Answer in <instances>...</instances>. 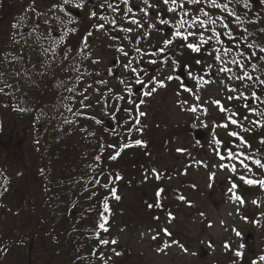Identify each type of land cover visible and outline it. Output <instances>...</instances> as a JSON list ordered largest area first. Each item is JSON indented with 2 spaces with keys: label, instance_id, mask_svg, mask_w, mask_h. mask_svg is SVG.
<instances>
[{
  "label": "rangeland",
  "instance_id": "1",
  "mask_svg": "<svg viewBox=\"0 0 264 264\" xmlns=\"http://www.w3.org/2000/svg\"><path fill=\"white\" fill-rule=\"evenodd\" d=\"M21 3H23V0H0V6H5L4 13L8 11L3 15V18L0 15V18L3 19H0V44L2 43L1 34L7 32L8 28L15 31L19 27H22V25L32 28L36 25L37 15L40 12L33 7L37 4L25 3L24 7L27 6V9L24 11V9H21L23 6ZM252 5L254 6L252 13L249 10H244L242 6L236 5L240 9V15L245 20V24L241 26V30H237L235 24H232L231 27L233 30L238 31L236 32L237 36L241 35L243 27H247L248 33L255 34L256 43H264V34L258 32L259 28L264 27V7L257 0ZM13 8L14 12H12ZM1 10L2 8L0 7V12ZM22 16L31 17L28 26L21 21ZM250 19H256L258 23H247V20ZM32 60L34 59L32 58ZM218 67H220L219 62H214L211 67L212 71L217 73L214 81L207 83V85L198 84L193 87L192 92H201L204 95L210 96L214 95V98L220 100L224 107L229 109V112L235 111L240 114L236 118L245 127L250 126L248 121L242 119L245 115L249 116V120L262 119L251 116L243 107H240L239 105L242 104V101L227 99L228 96L235 94L230 93L226 85L238 87L239 82L227 80V74L217 72ZM230 67H233L235 70V66L230 65ZM249 71H251L250 68ZM261 72H264V64L260 65V71L254 73V75H260ZM85 76V74L78 75L77 80ZM37 77L40 80L44 79L42 73L37 75ZM94 84L95 89L93 92L95 93L87 96V100H83L84 95H82L80 86H69L68 89H73V91L65 99L68 102L64 101V105L58 107L59 113L65 117L62 125L64 129L68 130L67 137L70 140L69 143L74 145H77L75 140L77 130L73 127L90 124V121L85 119V114L89 109L103 108L102 101L100 100L99 102L97 100V96L100 95L99 85L96 81H94ZM31 85H33V82ZM241 90L247 94V90ZM82 100L83 103H81ZM169 100L171 104L166 103L162 107L163 111L159 114L157 124L153 130L155 132L153 135L155 141H161L166 138L168 131L172 128L177 129V133H180L179 127L173 124L179 123L186 118L181 115H174L173 102L170 97ZM232 103H236L237 106H230ZM85 104L90 105V107H84ZM190 106L196 108L197 111L199 108L201 109L198 111L201 113L199 120L203 117L204 128H211L210 134L202 145L206 150L204 155L200 147L196 151V154H193L191 144L181 134L176 137L174 148L172 143L169 145L171 147H163V152L161 150L157 153L158 145L154 146L153 150H150V147H145V144L144 146H138V148H129L132 156L127 155V162L125 168L122 169L124 173L121 175V179H116L114 176H99L98 173L101 172V169L100 167L96 169L94 177L96 181H99V184H94L97 186L94 190L95 192H100L98 198L101 199L104 210L105 198H107L106 202L108 204V209L107 211L105 210L106 214L103 216L102 223H105L109 228L107 238L110 241L116 240L117 243L102 246L100 252L95 255L94 264H202L203 261L209 264L212 258L219 256V247L223 240L222 236L225 235L231 236L230 239L225 241H231V248H233L235 253L239 251L242 254L241 256H246L250 264H253V261H256V264H264V261L259 259L260 256L264 255V207L261 205L253 207L250 204L252 197H249L247 194L240 195V191L236 190L237 188L240 189V187H246V183L240 179L241 175L247 179L248 177L253 178L249 169L255 160L253 157L256 156V154H253L255 149L249 150L250 148L242 147L239 143H236L238 150L243 151L242 153L244 154L238 157H250L245 162L249 165V169L241 166L239 158H228L227 154L229 149H231L232 143H230V147L226 150V147L222 144L223 140H230L231 136L228 135L229 130L239 131L235 125H230L229 129L217 127V125L226 122L225 118L228 113L221 112L216 105L207 100L201 102L197 100L190 101L187 107L190 108ZM254 106H256L255 103ZM259 107L264 108V105H259ZM64 108H67V110H63ZM69 109L72 110L69 111ZM17 113H21L22 115ZM40 113L37 118L39 121L42 120V116L45 119L55 117L52 110L45 107L41 109ZM77 113L82 114L78 115ZM18 115L22 117H17ZM29 120L26 108L19 107L15 109L10 103L8 106L5 98L0 96V167L6 171L8 177L5 186L7 187V194L0 200V240L8 244L6 245V249L3 250V258L0 264H29L27 253L29 250L28 244L31 239L30 236L24 235V231L28 228V225L34 223L36 215L30 209V204L26 201L37 200L38 202L40 197L42 199L46 197L45 191L39 187V176H37L39 166H37L38 161L33 154L36 138L35 124L33 125V120ZM146 120L148 121L149 118L146 117ZM66 121H70V123ZM259 129L261 128H254L251 132L242 133V135L248 141L247 134L256 135ZM144 133H136V139L145 140L148 135H146V132ZM256 137L253 142H256ZM217 139L221 140L219 145L215 144V140ZM211 146H213L216 152L215 150L213 152L210 151ZM177 149H183L184 151H177ZM11 151H17L19 156L17 159L20 158L21 160L13 161L12 157L7 156V152ZM182 152L184 153L182 154ZM176 155H180L179 161H174L172 164L168 163ZM221 155L225 159L221 160ZM184 156L188 159L202 157V160L205 162V169L196 171L190 167L188 173L185 175L190 178L189 183L192 184H188V187L185 186V188L191 189L193 186L203 188L206 193L205 199L196 205V211L191 219L193 222L190 224L178 227V225H173L169 222L170 224L159 225L154 228L150 222V210L136 204L139 199H144L141 194L150 197L153 194L152 190H154V186L158 184L154 182L151 174L153 173V169H157L155 166L151 167L152 162L156 160L159 162L158 167L169 166V168L174 169L185 160ZM135 158H137L136 163ZM233 165L236 168L235 172L231 170ZM27 172L32 175L34 174L36 180H32L31 178L26 180ZM179 173L180 171L175 170L176 175H179ZM176 175L172 176L169 180L165 179L159 185L165 188L171 184H178L179 180ZM105 184L108 187H104ZM233 184L236 185L235 188L232 187ZM113 188L116 190V194L120 196L119 200L113 197L111 193V189ZM211 189L214 190L213 197L208 195ZM236 196H239L244 203L241 204L239 200H236ZM25 199L26 201H24ZM45 199H43L42 207L44 208L42 213L44 216H47L46 210L49 208L47 205L49 201ZM200 211L204 213V216L200 215ZM169 213H171V217L176 216V218L178 216L184 217L188 214L187 212L178 213L175 210L170 212L161 211L159 218L167 221L171 218L168 215ZM248 213H252L249 219L246 218ZM185 219L188 220V218ZM129 220L133 223H129ZM140 220L146 221L140 222ZM229 226L231 233L229 229L226 230ZM163 228H169L175 235L179 231L182 238H179L180 241L175 240L174 235L173 239L168 238L163 232ZM236 231H239L241 235L237 236ZM248 231L254 234V241L245 244L244 236ZM154 236L156 237L155 239H153ZM173 241H177L178 244L173 243ZM182 243L188 248L187 252H182L183 249L179 247ZM33 244L34 247L30 248L32 258H36L41 264H52L53 244L51 240L41 234L33 241ZM166 244L170 246L165 247ZM199 247H203L207 251L206 254L208 256L201 257L204 259L198 258L197 253H200ZM158 249H163V251H158ZM250 249L254 252L251 253ZM116 253H119V255H116Z\"/></svg>",
  "mask_w": 264,
  "mask_h": 264
},
{
  "label": "flooded vegetation",
  "instance_id": "2",
  "mask_svg": "<svg viewBox=\"0 0 264 264\" xmlns=\"http://www.w3.org/2000/svg\"><path fill=\"white\" fill-rule=\"evenodd\" d=\"M27 2L33 3V5L36 3L37 5L33 8L40 12V14L37 15L38 19L36 20V24L38 25V39L41 44L40 46L43 55V62H39L38 65L40 73L44 75V78L47 81L50 80L51 75L56 70L58 71V77L55 78V83H53L55 85L54 89H57L55 97H62V95H58L59 92L64 94V90H62L63 84H72L74 87L80 86L83 95L86 96H90L95 93L93 92L95 89L94 81H96L99 85L100 95L97 96V100L99 102L100 100L102 101L103 108L89 109L85 114V119L90 121V124L88 123L73 127L77 130L75 134L76 142L85 146L87 151H92L94 149L105 152V150H110V153H104V156H101L100 160H102L104 164L102 165V171L98 173L99 176L121 177L124 173L122 172V169L125 168L128 157L127 155H130V157L132 156L130 149L138 148V146L133 143L137 140L135 136L136 133L146 132V135L148 136H146L145 140H142L145 147H150V150H153V147L158 145L157 153L161 150V152H163L164 149L162 148L165 146L171 147L169 145L172 143L174 148L176 137L183 134L188 143L191 144V151L193 154H196L199 147L202 148L201 152L203 155L205 154L206 150L202 147V145L205 143L208 135L210 134L211 128H204L203 117L199 120L201 117V113L198 112L201 110L200 108L198 111L196 110L193 112L188 110L189 107L187 106L190 104V101H196L197 96H199V100L197 101L200 102L207 100L212 103V101L216 99L214 98V95L210 96L204 95L201 92L194 93L192 91L188 92L184 90V87L193 89V87L198 84L207 85V83L214 81L217 77V73L208 67V65L214 64L212 56H209L203 48L199 53L192 52L184 46L185 42L176 39L174 40L173 45L169 46L170 50H166L165 54L161 57H143V60L140 61L134 51L135 45L131 44L129 41L123 40V36L125 34L118 30H111V20L113 18L119 20V15L114 14L106 7L101 9L99 6L104 2V0H90L89 3L85 4L83 9H76L71 5H64L63 0H23V3H21L23 6L21 9H24V11L27 9V6L24 7V4ZM73 2H75V0H73ZM153 2H155V0H153ZM132 3L134 5H140V0H132ZM93 4L95 5V10L98 12V16L106 17L105 20L90 18L89 14L92 10H94ZM60 6H63L66 11H62ZM123 7L124 6L121 5V8ZM159 10L166 18H172L175 16L174 13H167L166 7L163 5H161ZM150 11L153 13V16L152 20L149 22H155L156 10L153 9ZM12 12H14V8L12 9ZM33 13L35 12L33 11ZM135 14L137 18L141 17L139 12H136ZM29 20H31V17L22 16L21 21L27 26ZM99 24H104L105 28L97 30L96 26ZM128 26L130 25L127 23L123 24V27ZM159 27L163 28L164 26L159 25ZM73 28L76 29L75 32L71 31ZM166 32H168L167 28H165L164 32L159 34L152 30L151 37H149L147 41L143 42L140 46L142 49L147 51L154 50L153 48H149L150 44L154 45L155 48L163 47V40L167 38L165 35ZM88 33H92V35L89 36ZM31 34H37L35 29L32 27H24L22 25L21 28L19 27L17 29V31L9 29L10 38L9 42L7 41V47L10 54L15 51V48L20 46V42L22 40L25 41ZM132 35L136 36L137 34L133 33ZM116 36L121 39L113 40L112 37ZM121 42H123L126 50L130 54L128 58H125L116 50V45ZM85 43L87 46H85ZM26 46H28V44ZM129 59L134 61L133 66H135V62H139L140 67L147 69L149 75L161 79L166 75L172 74V70L169 65H171L173 59L181 65H185L186 68L184 72L178 73L180 76L179 80L166 81V87L158 88L152 96L145 97L143 93L148 89L140 85L133 84L134 94L129 97L124 90V85L120 83L121 79L130 75V73L122 67V65L127 63ZM148 59H166L168 63L151 65L147 63ZM197 59L201 60L200 64L196 63ZM94 60L99 61V63H93ZM109 69H111V74H109ZM79 74H85L86 76L82 78L79 81L80 84L78 83L77 85V76ZM144 79L147 80L148 77L145 76ZM101 80L106 81V83H99ZM126 83L132 82L126 81ZM181 85H184V87ZM149 87H151V84H149ZM49 89H51V87ZM68 94L70 95L71 92H68ZM117 95H123L125 96V99L117 100ZM102 97L104 98L102 99ZM169 97L173 102L172 105L174 107L172 108L175 112L174 115H181L186 118L179 123L176 122L173 124H176L177 127H179L180 133H177V129L175 130L172 128L168 131L166 138L161 141H155L153 137L155 132L153 130L157 124L159 114L163 111L162 107H164L166 103H169V105L171 104ZM141 99L144 100V103L139 105L138 110L135 109L133 104L127 102L128 100H136L137 104H139V100ZM183 101H187V103H182ZM230 106H237V104L232 103ZM117 109H119V111H117ZM124 109H129L130 111L125 112ZM140 111L145 112L146 115L142 117L139 116ZM169 114L171 113L169 112ZM90 117H95V119H91ZM146 117L149 118L148 121L146 120ZM96 120H100L101 123H96ZM136 120H139L140 123L136 124ZM189 124H193L199 130L203 131L204 137L196 140L193 135L188 132ZM137 129H142V131H137ZM257 133L260 134L261 138H264V128L259 129ZM161 143L163 145L162 147ZM230 143H232L231 150L235 153L239 154L243 152L238 150L236 147V143L239 142L234 137H230L229 141L226 139L223 140L222 144L227 150L228 147H230ZM125 144H132L133 146L124 147L123 150L120 151ZM249 144L251 145L250 142ZM255 147L257 148V154L253 157L255 160L259 159L264 162V144H261L260 141H256ZM214 150L213 146H211L210 151L213 152ZM117 151H120V155L115 160L111 159V156L115 155ZM260 152H262L263 155H259ZM183 153L184 152H182V154ZM134 154L136 153L134 152ZM180 158V155H176L172 158L173 160H170L168 163L172 164L174 161H179ZM238 158L241 160L244 159V156L237 157V159ZM249 158L250 157H248V160ZM246 161L247 159L244 162ZM136 162L137 158H135V163ZM158 165L159 162L156 160L153 161L151 165V167L155 166L157 168L155 172L152 171L153 173H151L154 182L158 183L154 186V190H152L153 194L150 197H146L145 194H141L144 199H139L136 204L150 210V222L154 228L159 225L163 226L164 224L170 223L178 225V227H183L188 223L190 224L193 222L191 219L196 211V205L205 199L206 193L204 189L199 186H193L191 189L185 188V186L188 187V184L192 185L189 183L190 178L185 175L188 173V169L190 167L196 171L205 169V162L202 160V157L190 159L185 157V160H183V162H181L180 165L176 166L174 169L169 168V166L161 168L160 166L158 167ZM175 170L180 171L179 175L175 174ZM157 173L160 175L159 179L156 178ZM250 174L253 178L248 177V179L264 180V169L259 168L253 162L250 168ZM174 175H176L179 180L178 184H171L165 188L162 185H159L161 182H164L165 179L169 180ZM245 186L246 187L244 188L240 187V189L237 188L236 190L240 191V195L247 194L249 197H252L250 204L253 207H259L260 205L264 207V187H261L259 184L249 185L247 183ZM161 189H163V192H161V195L157 197L156 193ZM173 189L176 191L173 192ZM213 191L214 190L212 189L209 191L208 195L210 197L214 196ZM258 195L263 196L259 197ZM180 196H184L186 198L185 201L180 200ZM253 201L256 203H253ZM157 203L161 206L156 207L155 205ZM149 205H152V207H149ZM174 210L178 211V213L187 212L188 214L184 217L178 216L176 218L175 216L170 219H168L167 216V221L159 218L161 211L170 212ZM199 213L201 216H204L203 212L200 211ZM251 215L252 213H248L246 218L249 219ZM185 218H188V220ZM145 221L146 220H140V222ZM129 223L133 222L129 220ZM229 228L230 226L226 228V230ZM163 229H167L168 232L171 233V235L166 234L168 238L173 239V235L177 241H180L179 238H182L179 231L176 233V236L169 228ZM230 238V235L222 236L223 240L219 247V256L212 258L209 264H250L246 256L237 257L235 255L233 248H231V241H225ZM248 243L249 241H245V244ZM182 245L184 248H187L183 243ZM225 245H228V247L226 248ZM199 249L200 253H197L199 259H204L201 257L208 256L206 254L207 251L203 247H199ZM250 251L251 253L254 252L252 249H250ZM202 264L208 263L203 261Z\"/></svg>",
  "mask_w": 264,
  "mask_h": 264
},
{
  "label": "snow or ice",
  "instance_id": "3",
  "mask_svg": "<svg viewBox=\"0 0 264 264\" xmlns=\"http://www.w3.org/2000/svg\"><path fill=\"white\" fill-rule=\"evenodd\" d=\"M90 0H63L64 5H71L76 9H83L85 4L89 3ZM255 0H140V5H134L132 0H104L100 4V8L110 9L114 14L119 15V20L113 18L111 20V30L112 31H121L125 35L123 36L124 41H129L131 44L135 45L134 51L137 54V57L140 61L143 60V57H161L165 54L166 50H170L171 45H173L174 40L179 39L184 43V46L190 49L192 52L199 53L202 48L209 55L212 56L214 62H219L220 67L217 68L218 73H224L227 80L238 81L239 86H227L226 88L230 93L235 95H230L227 97L228 100L242 101V104L239 105L243 107L248 114L255 117H260L262 119L249 120V116L245 115L242 117L243 120L248 121L249 127H245L240 121L236 118L240 114L235 111L229 112V109L224 107L220 100H213L212 103L216 105L219 110L223 113H228L225 118V123L217 125V127H223L229 129L230 125H235L239 131L229 130L228 135L235 137L239 141V145L242 147H251L248 141L245 139L242 133L251 132L254 128H264V108L259 107V105H264V72H261L260 75H254L257 71H260V65L264 64V43H256V38L254 33H248L247 27L242 28L243 33H248V35L237 36L233 31L231 25L235 24L237 30H241V26L245 24V20L242 19L241 15L232 7L233 4L242 6L244 10H250L252 4ZM261 3H264V0H260ZM121 5L124 7L121 8ZM161 5L166 7L167 13H174L175 16L172 18H166L163 13L159 10ZM62 11H66L63 6H60ZM93 9L90 12V18H99L105 20L106 17L98 16V12L95 10V5L93 4ZM155 11V22H149L152 20L153 13L150 10ZM210 9L219 10V14L213 13ZM136 12L141 14L140 18L136 17ZM70 15V13H69ZM129 24L128 27H123V24ZM249 24L258 23L256 19L247 20ZM159 25H163L161 28ZM97 30L105 28L104 24H99L96 26ZM165 28L168 29V32L165 33L166 39L163 40V47L155 48L154 45H149V48H153L152 51H147L142 49L140 46L143 42H146L149 37L152 35V30L157 32V34L164 32ZM219 29V30H218ZM72 32H75L76 29H71ZM258 32L264 34V27L258 29ZM136 33V36L132 34ZM92 35V33H88ZM226 37L227 43L221 37ZM113 40H119L120 37H112ZM195 41V42H194ZM241 44L244 45L241 49ZM85 46L87 44L85 43ZM207 46V47H205ZM211 49V51H209ZM116 50L120 52L125 58L129 57V52L126 50L123 42L116 45ZM93 63H99V61H93ZM148 64L157 65V64H167L166 59H148ZM197 64L201 63V60H196ZM132 59H129L127 63L123 64L122 67L127 70L130 75L126 76L124 79L120 80V83L124 85V90L126 91L129 97L133 96V84L140 85L148 90L143 93L145 97L152 96L158 88L166 87V81L179 80L180 76L178 73L184 72L186 66L181 65L175 59L172 60L169 67L172 70V74L164 76L162 79L149 75L147 69L141 68L139 62H135ZM230 65L235 66V70ZM209 68L212 65H208ZM249 68L251 71H249ZM159 70V69H158ZM109 74H111V69H109ZM147 76L148 79L145 80L144 77ZM126 81H131L132 83H126ZM101 84H105L106 81H99ZM207 83V81H206ZM151 84V87H149ZM184 87V85H181ZM91 87V86H89ZM247 90V94L245 91ZM185 91L191 92L192 89L184 87ZM3 91V89H0ZM68 91H73V89H68ZM83 95V93H82ZM87 96H83V100H87ZM117 100H124L125 96L117 95ZM199 100V96L196 97ZM83 100L81 103H83ZM130 104L135 106V109H139V105L144 103V100H139L137 104L136 100H128ZM182 103H187L183 101ZM254 103L256 106H254ZM84 107H90V105L85 104ZM72 109H69L71 111ZM188 110L195 112L196 108L190 107ZM119 111V109H117ZM125 112L130 111L129 109H124ZM206 111V110H205ZM78 115L82 113H77ZM146 113L143 111L139 112V116H145ZM95 119V117H90ZM118 119V117H117ZM70 123V121H66ZM96 123H101L100 120H96ZM140 121L136 120V124H139ZM137 131H142V129H137ZM134 145L144 146L142 140H135ZM220 140H215V144L219 145ZM261 144H264V139H261ZM133 146L132 144H125L124 147ZM120 151H117L115 155L111 156V159L115 160L120 155ZM177 151H184L183 149H177ZM219 155V153H217ZM228 158L236 159L238 156L244 155L243 153H235L233 150L229 149ZM96 160H100L101 157L97 156ZM220 159L223 160L225 157L220 156ZM248 159L247 156H244V159L240 160V164L245 169H249V165L244 161ZM255 165L259 168L264 169V162L259 159L253 161ZM231 170L235 172V165L232 166ZM250 170V169H249ZM155 172V169L152 170ZM156 178L159 179V173L156 174ZM116 179H121L117 176ZM240 179L245 183L259 184L261 187H264V180H254L247 179L243 175L240 176ZM99 184V181H95ZM104 187H108L107 184ZM233 188L236 187L235 184L232 185ZM231 190V189H230ZM163 192V189L159 190L156 195L159 197ZM111 193L116 200L120 199V196L116 194V190L111 189ZM180 200L185 201L184 196L179 197ZM236 200H239L241 204L244 201L239 197H235ZM105 198V210L108 209V204ZM253 203H256L253 201ZM156 207L161 205L157 203ZM152 207V205H149ZM171 217V213L168 214ZM174 218V217H173ZM104 231H108L105 227V223L99 225ZM165 234L171 235L167 229H163ZM235 231V229H234ZM236 235L240 236L241 233L236 231ZM156 237L154 236L153 239ZM102 244H115L116 240H101ZM173 243L178 244L177 241ZM170 245H165L169 247ZM183 251L187 252L188 249L184 248L183 245H179ZM227 248L228 245H225ZM158 251H163V249H158ZM194 254V253H193ZM119 255V253H116ZM235 255L240 257L242 254L239 251H236ZM261 261H264V255L259 258ZM253 264H256V261H253Z\"/></svg>",
  "mask_w": 264,
  "mask_h": 264
},
{
  "label": "trees",
  "instance_id": "4",
  "mask_svg": "<svg viewBox=\"0 0 264 264\" xmlns=\"http://www.w3.org/2000/svg\"><path fill=\"white\" fill-rule=\"evenodd\" d=\"M259 4L264 7V3L260 0ZM0 7L2 8L0 15L3 18L8 11L4 13L5 6ZM210 11L214 12V9ZM241 34L244 33L241 32ZM1 38L0 52H3V55H0V89L3 91H0V96L5 98L8 106L10 103L15 109L26 108L29 121L33 120V125L35 124L36 138L33 154L39 166L38 182L39 187L46 194L43 199L46 198L49 201L47 216H44L41 197L38 202L24 200L30 204V209L36 215L34 223L28 225L24 231V235L30 236L31 239L27 253L29 264H41L36 258H32L30 252V248L34 247L33 241L41 234L48 237L53 244L52 264H94L95 255L100 252V248L111 244L105 245L100 242L110 240L107 238L108 231L99 227L106 212L102 208L101 199L98 198L100 192L94 190L97 187L94 185L95 171L99 167L101 169L104 164L102 160L95 158L103 157L104 153L108 154L109 151L94 149L87 151V148L81 144L69 143L68 130L62 125L65 117L59 113L58 107L64 105L70 92L68 88L73 85L63 84L64 94L59 92L58 95L62 97L56 98L57 89H54L53 83L58 77V71L56 70L47 81L45 78L40 80L37 77L40 70L39 67L33 68L36 66L34 62H43L38 34H31L25 41L22 40L12 54L5 46L10 38L9 28L7 32L1 34ZM243 47L241 46V49ZM32 82L33 85H31ZM42 106L52 110L55 117L45 119L42 116L41 121L37 120L43 109ZM21 115L17 117H22ZM7 153L13 161L21 160L17 159L19 157L17 151ZM28 178L36 180L35 175L29 172L26 174V180ZM7 179L6 171L0 167V200L7 194V187H5ZM105 227L109 229L107 225ZM7 244L0 240V263Z\"/></svg>",
  "mask_w": 264,
  "mask_h": 264
},
{
  "label": "water",
  "instance_id": "5",
  "mask_svg": "<svg viewBox=\"0 0 264 264\" xmlns=\"http://www.w3.org/2000/svg\"><path fill=\"white\" fill-rule=\"evenodd\" d=\"M188 132H190L196 140L201 139V138L204 137V133H203V131L199 130V129H198L195 125H193V124H190V125H189ZM172 191L174 192V191H176V190H172ZM246 239H247V240H252L253 237H252V235H251L250 233H248V234L246 235Z\"/></svg>",
  "mask_w": 264,
  "mask_h": 264
}]
</instances>
